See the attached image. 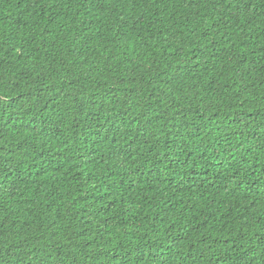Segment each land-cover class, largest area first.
Returning a JSON list of instances; mask_svg holds the SVG:
<instances>
[{"label":"trees","instance_id":"trees-1","mask_svg":"<svg viewBox=\"0 0 264 264\" xmlns=\"http://www.w3.org/2000/svg\"><path fill=\"white\" fill-rule=\"evenodd\" d=\"M0 264H264V0H0Z\"/></svg>","mask_w":264,"mask_h":264}]
</instances>
